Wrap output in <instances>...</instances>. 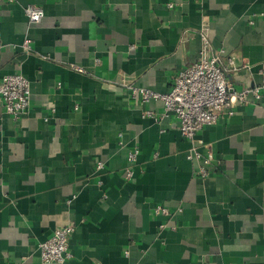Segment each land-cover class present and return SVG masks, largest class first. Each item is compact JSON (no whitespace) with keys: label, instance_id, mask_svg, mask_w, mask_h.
Wrapping results in <instances>:
<instances>
[{"label":"crops","instance_id":"1","mask_svg":"<svg viewBox=\"0 0 264 264\" xmlns=\"http://www.w3.org/2000/svg\"><path fill=\"white\" fill-rule=\"evenodd\" d=\"M203 39L234 90L258 85L264 0L0 2V81L31 93L17 120L0 105V264H44L38 244L69 224L63 264H264V93L199 132L200 179L175 119L119 84L166 93Z\"/></svg>","mask_w":264,"mask_h":264},{"label":"built area","instance_id":"2","mask_svg":"<svg viewBox=\"0 0 264 264\" xmlns=\"http://www.w3.org/2000/svg\"><path fill=\"white\" fill-rule=\"evenodd\" d=\"M0 2L14 3L17 0H0ZM172 8V3H167ZM24 13L29 23H39L43 11L35 5L24 7ZM27 42L24 47H27ZM2 45L0 42V51ZM238 68L232 58L222 62L220 53L212 51L209 42L203 39V45L194 63L180 69L174 76L171 88L166 93H157L150 89L138 87L125 77H121L119 84L129 91L133 99L141 104L158 102L162 104L161 117H173L177 122L178 131L189 144L187 158L200 162L197 177L205 179L210 175L213 163L212 154L201 155L197 146L198 134L206 126L214 125L224 117L232 116L237 105H245L248 96L256 101L262 100L264 93V61L259 66L261 82L253 87L234 90L226 79V74ZM30 84L20 73L5 75L0 81V105L4 113L17 120L27 112L30 105ZM264 108V103H263ZM145 115L157 119L158 115L146 111ZM139 152L137 149L128 154V162L134 163ZM97 163L96 169H102ZM132 171L127 170V179L132 177ZM156 213L167 215L165 209L158 207ZM74 231L72 224L57 228L51 237L38 244L40 261L44 264H63L71 258L68 250L69 239Z\"/></svg>","mask_w":264,"mask_h":264}]
</instances>
